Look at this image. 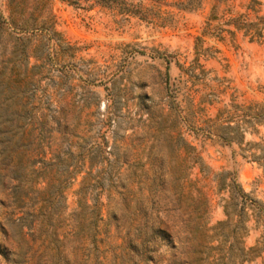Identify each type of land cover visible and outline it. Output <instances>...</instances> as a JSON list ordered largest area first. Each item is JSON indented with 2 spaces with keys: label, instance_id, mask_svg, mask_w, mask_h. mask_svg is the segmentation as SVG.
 <instances>
[{
  "label": "rangeland",
  "instance_id": "obj_1",
  "mask_svg": "<svg viewBox=\"0 0 264 264\" xmlns=\"http://www.w3.org/2000/svg\"><path fill=\"white\" fill-rule=\"evenodd\" d=\"M249 1L0 0V70L26 77L35 114L46 117L27 142L33 173L22 203L11 167L0 164V264H40L42 239L28 225L46 185L44 161L55 180L71 172L56 199L61 264H146L142 238L159 245L147 264H188L202 219L197 194L175 180L185 143L209 168L185 163L194 166L189 178L205 185L208 226L224 219L221 197L229 189L218 191L214 175L228 171L248 194L244 245L256 243L264 230V169L241 147L264 146V127L246 132L241 147L200 129L223 106L264 102V29L250 41L227 24L248 12ZM82 203L88 233L68 234L75 218L68 215ZM161 230V239L150 238Z\"/></svg>",
  "mask_w": 264,
  "mask_h": 264
},
{
  "label": "trees",
  "instance_id": "obj_2",
  "mask_svg": "<svg viewBox=\"0 0 264 264\" xmlns=\"http://www.w3.org/2000/svg\"><path fill=\"white\" fill-rule=\"evenodd\" d=\"M260 4L258 0H250L246 5L248 12L230 18L227 24L233 25L236 30H242L245 36H249L250 41L259 40L264 29V14H259L258 8ZM227 32L233 34L231 30L227 29ZM19 73L12 70H0V164L4 170L11 167V176L9 177L18 181L15 188L22 192L15 202L22 203L19 199L20 197L27 198L31 189L29 183L32 181L33 173V165L28 164L31 151L26 148L27 142L30 141L34 130H38V133L41 134L46 117L35 114L40 108L29 101V84L25 82L26 77L18 78ZM203 123L204 126L200 129L206 136H215L225 144H236L241 147L246 132L255 134L257 126L264 127V102L246 106L231 103L219 108L214 118L207 119ZM245 146L247 147H241L243 156L250 157L264 169V146L258 142H246ZM184 147L187 149V153L182 161L183 165L175 171L178 175L175 180L178 184L185 182L187 187L197 194L198 200L193 207L194 211L198 213L199 219H202L200 224L202 240L196 250L197 256L187 263L241 264L264 255V230L254 245L250 247L244 245L243 240L247 234L245 209L248 205V194L243 192L228 171L218 172L214 175L218 191L223 188L229 189L227 198L221 197L224 219L208 226L205 217L208 209L205 185L201 184L198 179L191 180L189 178L190 170L194 166H185V163L193 160V164L199 165L200 172H207L209 168L203 164L201 156L193 153L195 151L193 146L185 143ZM48 164L44 161L41 166L43 170L39 172V175H42L41 179L46 181V185L38 192V200L30 206L35 211V207L40 203L37 206L36 214H31L33 221L28 226L31 229L36 228L37 238L42 239L41 244L44 246V251L40 255V264H61L62 241L58 232L61 223V209L56 206L58 203L56 199L62 196L63 182L71 178V172L65 171L61 179L55 180L48 169L47 172L45 171ZM5 175H8L7 171ZM140 176L146 178L144 172ZM152 179L162 182L160 177ZM55 181H58L57 185ZM189 193L187 192L185 196L191 195ZM249 201L251 202V199ZM84 206L85 203H82L79 211L68 215L75 217L68 234L79 236L81 233L87 232L85 229H88L91 222H88V218L83 213ZM23 216L27 217L30 214L23 212ZM23 216H18L15 219L21 221ZM34 221L37 223L36 227L33 226ZM162 233H164L163 230L152 232L150 238L159 240ZM146 240V238H142L140 256L147 264L153 259L152 253L158 250L159 245L149 247ZM214 252L217 254H212Z\"/></svg>",
  "mask_w": 264,
  "mask_h": 264
}]
</instances>
